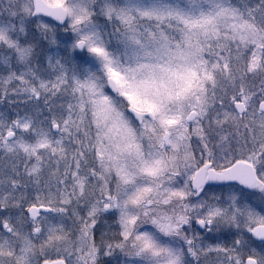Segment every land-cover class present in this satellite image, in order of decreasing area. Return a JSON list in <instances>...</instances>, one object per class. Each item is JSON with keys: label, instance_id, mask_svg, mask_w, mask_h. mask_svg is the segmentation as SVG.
Listing matches in <instances>:
<instances>
[{"label": "snow or ice", "instance_id": "1", "mask_svg": "<svg viewBox=\"0 0 264 264\" xmlns=\"http://www.w3.org/2000/svg\"><path fill=\"white\" fill-rule=\"evenodd\" d=\"M0 264H264V0H0Z\"/></svg>", "mask_w": 264, "mask_h": 264}]
</instances>
